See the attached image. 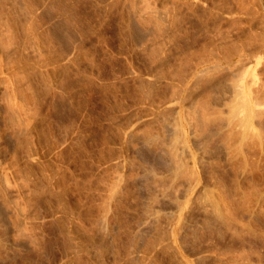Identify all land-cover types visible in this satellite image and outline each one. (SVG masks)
Segmentation results:
<instances>
[{
  "label": "rangeland",
  "instance_id": "374dc122",
  "mask_svg": "<svg viewBox=\"0 0 264 264\" xmlns=\"http://www.w3.org/2000/svg\"><path fill=\"white\" fill-rule=\"evenodd\" d=\"M0 264H264V0H0Z\"/></svg>",
  "mask_w": 264,
  "mask_h": 264
},
{
  "label": "bare ground",
  "instance_id": "6f19581e",
  "mask_svg": "<svg viewBox=\"0 0 264 264\" xmlns=\"http://www.w3.org/2000/svg\"><path fill=\"white\" fill-rule=\"evenodd\" d=\"M216 110H217V109H216ZM200 113H201V111H200ZM201 115H202V114H201ZM204 116H205V115H204ZM189 118H190V117H189ZM205 118H206V117H205ZM232 118H233V117H232ZM239 118H240V117H239ZM219 119H220V118H219ZM236 119H237V118L235 117V120H236ZM241 119H242V118H241ZM229 120H230V119H229ZM231 120H233V119H231ZM197 121H198V120H197ZM199 121H200V120H199ZM204 121H205V120H204ZM240 121H241V120H240ZM244 121H245V120H244ZM244 121L241 122V123L245 125L247 122L245 123ZM201 122H202V120H201ZM229 122H230V124H231V121H229ZM229 122H228V123H229ZM232 122H233V121H232ZM207 123H208V122H207ZM175 124H176V123H175ZM198 124H199V123H198ZM200 124H201V123H200ZM237 124H239V122H238ZM205 125H206V124H205ZM228 125H229V124H228ZM233 125H234V124H231V126H233ZM240 125H241V124H240ZM240 125H239V127H240ZM175 126H176V125H175ZM200 126H201V125H200ZM203 126H204V125H203ZM229 127H230V126H229ZM229 127H228V128H229ZM237 127H238V126H237ZM231 128H232V127H231ZM233 128H235V127H233ZM205 129H207V128H205ZM230 130H232V129H230ZM234 130H235V129H234ZM238 130H241V129L238 128ZM176 131H177V130H176ZM219 131H220V130H219ZM242 131H243V130H242ZM228 132H229V131H228ZM230 133H235V135H236V134H237V135L239 134V133L237 132V129H236V132L232 130V132L230 131ZM176 134H178V133L176 132ZM242 134H245V132H244V133L242 132ZM242 134H239V135L241 136ZM149 135H150V134H149ZM173 135H174V134H173ZM227 135H228V133H227ZM227 135H225V136H227ZM229 135H230V134H229ZM152 136L154 137V135H152ZM152 136L150 135V137H152ZM179 136H180V135H179ZM232 136H233V135H231V137H232ZM240 136H239V137H240ZM243 136H244V135H242V137H243ZM245 136H246V135H245ZM148 137H149V136H148ZM175 137H177V136H175ZM175 137H174V138H175ZM227 137H228V136H227ZM237 137H238V136H236V138H237ZM239 137H238V138H239ZM143 138H144V136L142 137V140H143ZM145 138L147 139L146 136H145ZM145 138H144V142H143V143L146 145V144H147L148 142H150L151 140L148 138V142H146L147 140H146ZM155 138H156V137H154V140H152V141H154V144L156 143V142H155ZM159 138H160V137H159ZM232 138H233V137H232ZM234 138H235V137H234ZM234 138H233V139H234ZM156 139H158V137H157ZM180 139H181V138H180ZM241 139H242V138H241ZM149 140H150V141H149ZM159 140H160V139H159ZM159 140H156V141H159ZM181 140H182V139H181ZM243 140H244V139H243ZM240 141H241V140H240ZM244 141H245V140H244ZM159 142H161V141H159ZM159 142H157V143H158V146H159V145L161 146L162 144H160ZM162 142H163V141H162ZM162 142H161V143H162ZM232 142H233V141H232ZM151 143H152V142H151ZM157 143H156L155 145H157ZM163 143H164V142H163ZM203 143H204V142H203ZM205 143H206V142H205ZM235 143H236V141H235ZM244 143H245V142H244ZM183 144H184V143H183ZM206 144H207V143H206ZM246 144H247V143H246ZM147 145H148V144H147ZM147 145H146V146H147ZM167 145H170V144H167ZM172 145H173V144H172ZM175 145H176V144L174 143L173 146H175ZM234 145H235V144H234ZM162 146H163V145H162ZM170 146H171V145H170ZM179 146H180V145H179ZM182 146H183V145H182ZM186 146H187V144H186ZM205 146H206V145H205ZM225 146H226V145H225ZM227 146H228V145H227ZM147 147H148V146H147ZM149 147H150V146H149ZM154 147H155V146H154ZM156 147H157V146H156ZM163 147H164V146H163ZM177 147H178V146H177ZM177 147L175 146V147H173V149H174V148L177 149ZM180 147H181V146H180ZM164 148H166V147H164ZM164 148H162V149H164ZM169 148H172V147H169ZM169 148H168V150H169ZM209 148H210V147H209ZM158 149H159V147H158ZM158 149H155V150H158ZM160 149H161V148H160ZM162 149H161V150H162ZM176 149H175V150H176ZM161 150H160V152H161ZM175 150H174V151H175ZM162 151H163V150H162ZM170 151H171L172 154H173L174 151H173L172 149H170ZM179 151H180V150H179ZM225 151H226V150H225ZM137 152H138V151H137ZM139 152H140V150H139ZM163 152H164V151H163ZM176 153H177V155H178V150L175 151L174 154H176ZM179 154H180V153H179ZM161 155H162V154H160V156H161ZM177 155H175V156L177 157ZM134 156H136V155H134ZM139 156H141V155H139ZM167 156H168V155H167ZM168 157H170V158H172V159L174 158L173 155L168 156ZM142 158H143V156H142ZM153 159H154V158H153ZM160 159H161V158H160ZM162 159L164 160V158H162ZM176 159H177V161H178V158H176ZM147 160H148V159H147ZM165 160H166V159H165ZM165 160H164V161H165ZM144 162H145V161H144ZM147 163H149V162L147 161ZM152 163H153V162H152ZM145 164H146V163H145ZM173 164H175V163H173ZM173 164H172V165H173ZM146 165H147V164H146ZM148 165H149V164H148ZM182 165H183V161H182V162H179V163L177 164V166L175 165V167H177V168H176L177 171H182V172H183L184 170H186V169H185V168H186V167H185L186 165H184V166H182ZM153 166H154V164H153ZM150 167H152V166H150ZM150 167H149V169H151V170H148V173L146 172L147 175H150L151 173L154 174V171H152L153 168H150ZM173 167H174V165H173ZM147 169H148V167H147ZM147 169H146L145 171H147ZM170 169H171V168H170ZM172 169H173V168H172ZM172 169H171V170H172ZM183 169H184V170H183ZM154 170H155V167H154ZM145 171H144V172H145ZM151 171H152V172H151ZM173 171H174V170H173ZM187 171H188V170H186V171H184V172L186 173ZM144 172H143V173H144ZM156 172H157V169H156ZM149 173H150V174H149ZM144 174H145V173H144ZM144 174H143V175H144ZM147 175H146V176H147ZM155 175H159V173H158V174L155 173ZM144 176H145V175H144ZM151 176H152V175H151ZM161 176H162V175H161ZM161 176H160V178H161ZM163 176H164V175H163ZM143 178H145V177H143ZM146 178H148V177H146ZM163 178H165V176H164ZM163 178H162V179H163ZM148 179H149V178H148ZM150 179H151V178H150ZM153 179H154V178H153ZM153 179H151L152 182L149 181L148 183H152V185H154V183H153ZM168 179H169V178H168ZM174 179H175V178H174ZM186 179H187V178H186ZM145 180H146V179H145ZM165 180H166V179H165ZM165 180H164V181H165ZM142 181H143V180H142ZM146 181H147V180H146ZM162 181H163V180H162ZM143 182H144V181H143ZM154 182H155V181H154ZM157 182H158V180H157ZM157 182H156V184H157ZM169 182H170V181H169ZM181 182H182V181H181ZM158 183H160V182H158ZM188 183H190V182H188ZM143 184H145V182H144ZM162 184L164 185L163 182L161 183V185H160V184H157V185H158V186L160 185V186L162 187ZM165 184H166V183H165ZM169 184H170V183H169ZM150 185H151V184H150ZM152 185H151V186H152ZM148 186H149V185H148ZM173 186H175V185L171 184V187H172V188H173ZM205 186H206V185H205ZM146 187H147V186H146ZM154 187H155V186H154ZM164 188L168 189L166 185H165ZM206 188L209 189L208 186H207ZM213 188H214V187H213ZM213 188H212V186H211L209 190H211V189H213ZM145 189H146V188H145ZM152 189H153V188H152ZM173 189H174V188H173ZM168 190H169V189H168ZM146 191H147V190H146ZM153 191H155V190H153ZM156 192H157V191H156ZM208 192H209V191H207L206 194H207ZM147 193H148V192H147ZM149 193H150V192H149ZM210 193H211V192H210ZM150 194L153 195V192L150 193ZM212 194H213V196H212ZM212 194H211L212 197L209 196L210 194H209L207 197H209V199H212L213 197L215 198V197H216V194H215V196H214V192H213ZM147 195H148V194H147ZM204 195H205V194H203V196L201 195V197L203 198ZM159 196H160V195H159ZM174 196H175V195H174ZM217 196H219V195H217ZM175 197H176V196H175ZM178 197H180V196H178ZM178 197H177L176 205L178 204V199H179ZM205 197H206V196H205ZM205 197H204V198H205ZM210 197H211V198H210ZM222 197H223V196H222ZM214 198H213V199H214ZM159 199H160V198H159ZM159 199H158V200L155 199V200H157L156 202H158ZM174 199H176V198H174ZM220 199L222 200L223 198H220V196L217 197V200H218V201H219ZM148 200H149V202H151V203H152V201H153V200L151 201L150 199H148ZM169 200L173 201L172 199H169ZM205 200L208 201V199H205ZM214 200H216V199H214ZM225 200H226V199H225ZM225 200H224V201H225ZM203 201H204V199H203ZM203 201H202V202H203ZM207 201H206V202H207ZM226 201H227V200H226ZM146 202H147V199H146ZM179 202H180V199H179ZM206 202H205V203H206ZM212 202H213V200H212ZM212 202L210 201L209 203H211V204L213 205V207H214V205H215L216 208H217V205H218V207H221V206L225 203V202L222 203L223 201H222V202L220 201V204H221V203H222V204H221V206H219V204H218L219 202L215 201V203H216L217 205H216L214 202H213V203H212ZM227 202H228V201H227ZM174 203H175V202H174ZM203 203H204V202H203ZM203 203H202V204H203ZM205 203H204V205H205ZM144 204H146V203H144ZM148 204L150 205V203H148ZM154 204H155V203H154ZM158 204H159V202H158ZM202 204H201V205H202ZM207 204H208V202H207ZM225 204H226V203H225ZM225 204H224V205H225ZM146 205H147V204H146ZM152 205H153V203H152ZM199 205H200V204H199ZM150 206H151V205H150ZM177 206L179 207V205H177ZM206 206H207V205H206ZM215 207H214V209H215ZM223 207H224V206H222V208H223ZM226 207L229 209L228 205H226ZM226 207H224V208H226ZM149 208H151V207H149ZM149 208L147 207V209H149ZM152 208H153V207H152ZM176 208H177V207H176ZM205 208H206V207H205ZM208 208H211V210L213 209L212 206H209V207L206 208V210H207ZM147 209H145V210L147 211ZM170 209H171V208H170ZM170 209H169V210H170ZM220 209H221V208H220ZM220 209H219V208H218V209H215V210H216V211L214 210L215 212L212 211V215H213V212L216 213V212H217L218 210H220ZM145 210H144V212H146ZM180 210H181V209H180ZM222 210H223V209H222ZM222 210H220V211L222 212ZM220 211H219V212H220ZM224 211H225V210H224ZM224 211H223V212H224ZM227 211H228V213H224V215H222L223 217L225 216V214H228V215L230 214V213H229L230 210H226V212H227ZM208 212H209V211H208ZM148 213H150V212H146V214H147L148 216L150 215L149 217L151 218V214H148ZM144 214H145V213H144ZM154 214H155V215H154ZM154 214L152 215V217H154V218H151V219H153V220H155V216H157V213H154ZM208 214H209V213H208ZM216 214H217V213H216ZM216 214H214V215H216ZM222 214H223V213H222ZM222 216L219 215V216H217V217H218V218L220 217L221 220H222V219L225 218V217L222 218ZM226 216H227V215H226ZM147 218H148V217H147ZM147 218H146V219H147ZM220 218H219V219H220ZM226 218H227V217H226ZM219 219H218V220H219ZM157 220H158V217H157ZM204 220H205V219H204ZM227 220H229V219L227 218L226 221H227ZM149 221H150V220H149ZM174 221H175V220H174ZM144 222L149 223V222H148V219H147L146 221L144 220ZM156 222H157V221H156ZM156 222H155V224H156ZM172 222H173V221H172ZM205 222H206V221H205ZM222 222L225 223L223 220H222ZM146 223H143V224L145 225ZM150 223H151V221H150ZM153 223H154V221H153ZM153 223H152V224H153ZM208 223H209V222H208ZM230 223H231V222H230ZM158 224H159V223L156 224V227L158 226ZM209 224H210V223H209ZM148 225H149V224H148ZM150 225H151V224H150ZM150 225H149V226H150ZM151 226H152V225H151ZM181 226H182V225H181ZM154 227H155V226H154ZM159 227H160V225H159ZM159 227H157V229H158ZM184 227H185V226H184ZM226 227H228V226H226ZM250 229H251V228H250ZM145 230H146V229H145ZM154 230H155V229H154ZM159 230H160V229H158V232H160ZM170 230H171V229H170ZM175 230H176V229H175ZM200 230H201V229H200ZM254 230H255V229H254ZM143 231H144V230H143ZM155 231H156V230H155ZM155 231H154V232H155ZM162 231H163V230H162ZM255 231H256V230H255ZM162 233H164V232H162ZM250 233H251V231H250ZM261 233H262V232H261ZM160 234H161V233H160ZM190 234H191V233H190ZM155 235H156V234H155ZM250 235H251V234H250ZM159 236H162V235H159ZM155 238H157V237H155ZM158 238H160V237H158ZM161 238H162V237H161ZM156 240H158V239H156ZM159 242H160V241H159ZM153 244H154V243H153ZM261 244H262V243H261ZM156 245H157V244H156ZM151 246H152V245H151ZM151 251H152V250H151ZM148 252H149V251H148ZM227 253H228V252H227ZM234 257H235V256H234ZM234 257H233V258H234ZM241 258H242V257H241ZM234 260H236V259H234ZM155 263H156V262H155ZM234 263H235V262H234Z\"/></svg>",
  "mask_w": 264,
  "mask_h": 264
}]
</instances>
